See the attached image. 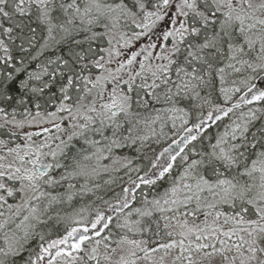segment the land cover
I'll list each match as a JSON object with an SVG mask.
<instances>
[{"label":"snow or ice","instance_id":"6c2138e0","mask_svg":"<svg viewBox=\"0 0 264 264\" xmlns=\"http://www.w3.org/2000/svg\"><path fill=\"white\" fill-rule=\"evenodd\" d=\"M0 264H264V0H0Z\"/></svg>","mask_w":264,"mask_h":264}]
</instances>
